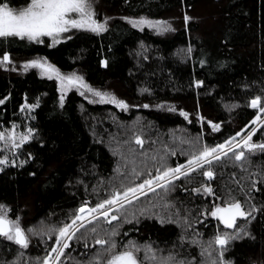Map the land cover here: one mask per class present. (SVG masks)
Returning <instances> with one entry per match:
<instances>
[{"label":"trees","instance_id":"1","mask_svg":"<svg viewBox=\"0 0 264 264\" xmlns=\"http://www.w3.org/2000/svg\"><path fill=\"white\" fill-rule=\"evenodd\" d=\"M3 2L20 8L30 0ZM95 9L97 18L107 21L104 32L76 31L54 45L47 37L43 43L0 39V58L7 52L12 61L0 66V99L7 98L0 104V130L13 125L21 133L34 130V138L15 153L0 152V158L17 165L27 161L0 171V205L9 209L10 219L19 218L23 229H32L26 231V249L0 237V264H42L55 245L56 233L49 239V229L70 224L82 205L95 206L132 185L128 179L107 184L115 176L119 151L136 162L135 173L149 179L157 169L186 165L205 146L237 137L264 114L259 112L264 106V0H98ZM141 17L166 21L171 30L159 33L129 22ZM36 57L63 72L79 71L88 85L111 90L129 108L91 102L73 89L63 93L57 79L36 68L21 69V63ZM197 81L202 85L197 87ZM256 97L260 101L253 108ZM37 102L38 107L21 111L22 105ZM253 139L264 144V121ZM233 153L239 151L131 205L158 203L163 210L170 204V219L159 209L151 216L145 206L133 213L124 208L111 224L100 218L81 228L57 264H105L108 245H97V239L114 241L117 251L132 241L140 250L150 246L158 260L172 254L205 264L201 249L218 259L214 238L225 233L239 236L226 246L225 261L264 264V151L245 154L241 161ZM202 186L214 194L194 191ZM233 201L251 212L238 218L236 227L209 215L217 204ZM113 230L118 235L112 236ZM146 251L136 253L144 259Z\"/></svg>","mask_w":264,"mask_h":264},{"label":"snow or ice","instance_id":"2","mask_svg":"<svg viewBox=\"0 0 264 264\" xmlns=\"http://www.w3.org/2000/svg\"><path fill=\"white\" fill-rule=\"evenodd\" d=\"M71 14H78V19L72 18ZM95 12L92 9L90 0H31L29 6L22 10H15L0 0V39L15 38L27 39L29 41H34L37 43H43L42 37H51L53 39V45L61 42V34L67 33L70 29H83L92 32H104L106 31L107 21L103 23L98 22L95 19ZM189 17H185L187 21ZM129 22L138 28H143L147 26L149 28L157 29L160 31H169L171 26L166 21H152L147 18L141 17L138 20H129ZM69 39L71 37H68ZM189 52L191 49L188 50ZM11 57L7 52H5L0 58V66H6L11 64ZM107 62L105 61V66ZM29 68H39L42 74L47 76L49 79L55 77L61 83V90L63 91L68 86H76L84 88L88 92H92L95 96L100 97V102L114 103L118 107L126 108L127 105L124 101L118 100L115 96L110 93H101L91 88L83 77L71 74L69 76L61 75L58 68L55 65L49 63L47 58H37L27 62L24 65V70L27 71ZM202 81H197L196 86L202 85ZM83 95V93H81ZM5 99H0V104L5 103ZM260 101V97H256L251 101V106L257 108ZM61 102H63V95H61ZM38 102L36 104H24L21 106V111L31 110L38 107ZM148 107V105H144ZM235 107V106H233ZM170 111H175L174 108H170ZM259 112L264 113V106L259 107ZM182 115L187 117V113L181 112ZM259 119V116L257 117ZM256 121H253L255 123ZM211 123V122H209ZM18 127L13 125V128ZM214 130H219V125L212 124ZM33 129L29 128L26 133L19 134V140L17 141V134L13 131L6 134L0 131V142H4V147L7 149L11 146L14 149L21 148L25 143L29 142L34 138ZM256 129L253 128L248 132L247 137L244 140V147L248 149L249 152H253L256 149L264 151V144L251 143L252 136L255 134ZM237 135H240L237 133ZM235 137L231 140L226 141L224 144L217 145L215 147L205 146L203 150L198 155H193L187 164L177 165L175 168H167L163 171L157 169L156 175L149 179L143 180V182L134 185L132 187L126 188L123 192L116 191L113 195L103 200L102 202L96 204L94 207L89 208L87 204L82 205L80 209L77 210L75 218L70 224H66L59 229H49V239H52L51 233H56L55 245L52 247L51 251L44 258L42 264H50V258L53 253H56L55 259L60 260V257L64 255L66 249L70 248L71 245L69 241L76 238V233L83 228L85 224H91L94 220H98L101 217L104 218L109 224L113 221L120 219L119 216L112 214L120 209L124 208L125 204H131L133 200H139L140 196H147L148 192H155L157 188H166L173 183L174 180L180 179L181 176H188L191 172L198 169H203L205 165H210L213 160H220L221 155L217 153H223L224 156L228 152L233 151L232 148H227V151H223ZM137 144L143 143L142 140L137 138ZM238 147V145H237ZM235 160L241 161L245 158V152L240 151L239 153H233ZM26 160L20 161L17 165L15 160L9 161L7 156L0 158V171L4 170V166H20L22 167ZM208 179L214 178V173L212 171H204L202 173ZM255 187V185H253ZM201 190L208 194H214L211 187L202 186L201 189H194L195 192L199 193ZM9 209L5 205H0V237L6 238L8 241H12L22 248H27L29 246L27 232H31L32 229L25 230L21 227L19 218L12 220L8 216ZM143 211L141 215H143ZM209 215L219 219V221L227 228L236 227V221L238 218H247L251 216V212H245L243 206L239 201L226 202L224 206L217 204L212 210H210ZM133 219H136L133 215ZM126 223H131L132 220H125ZM139 221L137 220V223ZM163 223V219H161ZM79 227H76V225ZM96 229L93 228L92 231ZM112 236L118 235V233L113 230ZM239 236H232L229 234H217L214 238V244L218 245L219 248L216 250L218 254V259H211L212 254L208 249H201V256L206 257L205 264H230L224 260V252L227 250L226 246L229 244L230 240L238 239ZM97 245L105 246L103 251L108 253V258L105 264H142V261L135 255V252L140 251V248L129 241L126 250L115 252L114 249L117 248V244L113 241L111 244L107 240L97 239L95 241ZM193 244L198 243V241L193 240ZM211 247V244L209 245ZM147 251H151L150 246H146ZM146 259H156L153 254L151 257H145ZM193 260L177 259L175 255L169 254L166 257L159 258V264H193ZM89 264H93V261H89Z\"/></svg>","mask_w":264,"mask_h":264},{"label":"rangeland","instance_id":"3","mask_svg":"<svg viewBox=\"0 0 264 264\" xmlns=\"http://www.w3.org/2000/svg\"><path fill=\"white\" fill-rule=\"evenodd\" d=\"M97 1L98 0H90V2H91V5H92V9H93V11L95 12V19L98 21V22H101V23H103L105 20H99L98 18H97V11H96V9H95V7H96V3H97ZM30 2H31V0H30ZM30 4V3H29ZM29 4L27 5V6H25V7H20V8H12V7H10V8H12V9H15V10H22V9H25V8H27L28 6H29ZM71 16H72V18H74V19H78L79 17H78V14H71ZM138 19H140V18H135V19H129V20H138ZM152 21H158V20H152ZM144 27H146V26H144ZM151 29H153V28H151ZM80 30H83V29H75V28H73V29H70V31L69 32H67V33H63V34H61V37H60V39H64V38H66V37H68L69 35H71L72 33H74V32H76V31H80ZM154 31H156V32H159V33H162V32H165V31H160V30H157V29H153ZM44 38H46V37H42L41 39L43 40ZM47 38H49L52 42H53V39L51 38V37H47ZM37 58H43V57H36V58H33V59H37ZM33 59H31V60H33ZM31 60H28V61H26L25 63H21L20 64V67H21V69H24V65L27 63V62H29V61H31ZM37 70H38V72L42 75V76H45V75H43L42 74V71H41V69H39V68H36ZM60 71V70H59ZM60 73H61V75H64V76H69V75H71V74H75V75H77V76H81V77H83L82 76V74L79 72V71H72V72H63V71H60ZM47 77V76H46ZM53 78H55V77H53ZM84 79V78H83ZM58 81V83H59V87H60V89H61V83H60V81L59 80H57ZM85 81V80H84ZM86 82V81H85ZM88 84V83H87ZM91 88L92 89H94V90H96V91H99V92H101V93H110V94H112L113 96H115L114 95V93L111 91V90H109V89H105V88H100V87H92L91 86ZM77 90V91H79L80 93H83V96H85L86 98H87V100H89V101H91V102H100V97H97V96H95L92 92H88V91H86L84 88H81V87H79V85H76V86H68V87H66L62 92L63 93H66V92H68V91H70V90ZM126 103V102H125ZM114 104V103H113ZM116 105V104H115ZM127 105V104H126ZM129 107L127 106L126 108H123V109H125V110H127ZM256 122L252 125V127H250V128H248V129H246V131L245 132H242V133H240V135H238L237 137H235V140L234 141H232V143L231 144H229L223 151H227V148H232L233 149V151L234 150H238L239 152L240 151H244L245 152V154H249V155H251V154H255V153H257V152H259L260 151V149H256L255 151H253V152H249L248 151V149L247 148H245L244 147V140H245V138L247 137V134H248V132H250L253 128H255V129H257L259 126H261V124H262V122L264 121V114H261V115H259V119H256L255 120ZM1 131V130H0ZM15 132L16 134H17V141L19 140V134L21 133L18 129H16V128H11V129H9V130H3V132H5L6 134H8V133H10V132ZM251 143H255V144H263V143H260V142H257V141H255L254 139H253V136H252V139H251ZM237 145H238V147H237ZM2 151H4V152H7V153H10V154H13V153H15V151H17V149H14V148H12L11 146H9L7 149H5V147H4V142H0V152H2ZM130 152H132V154L134 153L133 151H130ZM232 152V151H231ZM230 152H228V154H229ZM117 154V156L119 157L118 158V165H117V168L115 169V176L113 175V177H111L110 179H109V181L107 182V184L109 185V183H111V182H114V183H116V182H118V183H122V184H124L127 180L126 179H128V181L127 182H129V181H131V180H134V183L132 184V185H129V186H126V188H128V187H132V186H134V185H137V184H139V183H141V182H143V180H145V179H148V177L147 178H145L144 176V174H142V172L141 171H138V172H136L135 173V171H134V168L135 167H137L136 166V162L134 161V162H131V161H128L129 159H126V157H125V155H124V153L122 152V151H119V153H116ZM218 155H221V156H223V153L221 152V153H217ZM132 156H134V155H132ZM134 158H136L137 159V161H138V157H134ZM213 161H215V160H213ZM139 166L140 167H142V165H143V163L142 162H139ZM137 165H138V163H137ZM185 165V164H184ZM125 175H127L126 177H125ZM182 177V176H181ZM136 180V181H135ZM138 181H139V183H138ZM175 181V180H174ZM158 189V188H157ZM125 190V189H124ZM148 193H150V192H148ZM112 196V195H111ZM110 196V197H111ZM109 197V198H110ZM140 197H142V196H140ZM108 199V198H107ZM135 202H137V200H133V202L129 205V204H125V206H124V208H126L125 210L126 211H128L129 213L131 212V213H133V212H136V211H140L141 209H142V207L143 206H145L146 208L144 209V211H146L147 210V213H146V215H151V216H154V215H156V212H157V209H159V210H162L161 208H159V206H160V204H152V205H149V206H146V205H143L141 208L140 207H135V206H131L133 203H135ZM88 206V205H87ZM170 204H166V205H164L163 207H166V208H164L162 211H163V215L164 216H166V219L168 220V219H170V215H171V213H173L174 211L173 210H171V208H170ZM89 208H91V206H88ZM92 207H94V206H92ZM124 208H122V209H120L119 211H122ZM167 209H169V210H167ZM119 211H116L118 214H116L117 216L119 215ZM171 211H173V212H171ZM171 212V213H170ZM102 218V217H101ZM95 221V220H94ZM87 224V223H86ZM85 224V225H86ZM76 227H79V225L77 224L76 225ZM81 229V228H80ZM144 249L146 250V247H144ZM144 249H141L140 250V252H142V250H144ZM114 251L115 252H120V251H117V250H115L114 249ZM201 253V252H200ZM154 254V251L152 252V251H146V255H145V257H151L152 255ZM135 255L140 259V257H139V255L135 252ZM55 257H56V253H53L52 254V256H51V258H50V264H57V262H59V261H57L56 259H55ZM62 257V256H61ZM61 257H60V259H61ZM144 257V259H142V257H141V261L143 262L142 264H159V260L156 258V259H150V258H148V259H146Z\"/></svg>","mask_w":264,"mask_h":264}]
</instances>
